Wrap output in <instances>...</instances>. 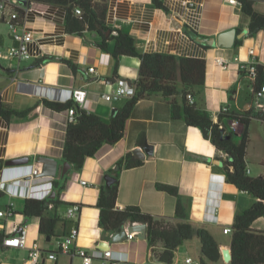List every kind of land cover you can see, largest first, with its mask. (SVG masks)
<instances>
[{"label": "crops", "instance_id": "crops-1", "mask_svg": "<svg viewBox=\"0 0 264 264\" xmlns=\"http://www.w3.org/2000/svg\"><path fill=\"white\" fill-rule=\"evenodd\" d=\"M9 1L20 4V0ZM162 2L166 8L156 7L152 0H108L107 22L112 28L132 35L140 52L206 59V83L194 92L198 103L215 122L219 120L218 111L222 106L264 115V110L256 107L252 79L248 73L240 75L236 60L237 57L240 61L256 60L264 65V29L251 35L249 16L242 12L240 5L229 0ZM255 8L264 12V0L256 2ZM0 24L8 25L1 21ZM186 25L206 38L191 37ZM24 27L34 34L28 44L31 56L26 59H0V99L17 110H27L38 101L40 103L24 117L14 116L9 122L0 116V179L2 168L10 159L27 157L28 162L38 163L39 156H47L58 160L59 173L53 178L65 188L58 196L56 194L59 203L51 204L45 212L47 216L65 219L57 223L56 236L40 234V218L33 216L26 219L23 214L24 198L16 199L18 215L30 225L32 236L40 248L45 252L56 251L58 239L78 226L80 235L74 249L81 247L90 253L103 251L100 243L110 242L112 233L100 227L99 194L110 169L127 153L142 147L137 142L142 133L146 134L147 142L154 146V151L146 155L142 166L122 171L117 207L122 209L127 205H138L145 212L173 217L176 197L159 190L156 184L161 182L177 186L186 204L189 220L198 227L207 228L219 242L221 251L222 248H231V234L225 233L224 228L232 227L236 214L249 208L255 199L252 194L228 181L225 170L227 157L222 150L205 138L199 127L188 125L184 119H172L168 100L161 95L142 99L136 104L127 121L124 136L118 142L103 145L94 156L86 159L82 169L72 167L65 176H61L67 109H51L42 100L65 103L74 100L69 97L71 90L83 88L87 90V98L81 107L109 121L113 109L124 106L129 98L111 104L102 100L101 95L113 82L110 78H122L132 83L137 81L140 59L123 56L116 71V60L110 52L99 47L101 38L97 33L86 32L81 36L66 31L65 11L58 5L32 3L25 12ZM232 28L240 33L248 29L232 47L207 42ZM14 43L8 26V32H0V48L6 49ZM250 47L255 48V56L248 53ZM45 55L57 58L38 64V60ZM218 56L226 59L229 66L223 68L217 65L215 58ZM91 66H95L96 71L88 73ZM244 89L249 92L245 101L241 102L240 95ZM228 121L225 119L222 122L228 127ZM248 169L251 174L249 165ZM46 180L42 178L40 181ZM82 180L88 184L83 185ZM7 202L8 195L0 192V207ZM73 203L81 206L77 218L67 216L68 206ZM63 205L67 208L63 209ZM260 220H256L257 229L264 227ZM130 223L124 226L127 231ZM0 232L4 235L3 225ZM193 240L196 254H192L188 245L183 243L175 252L173 264H185L187 256L200 260V239L194 237ZM109 249L115 257L125 258L128 264H165L156 261L147 238L139 233L133 239L110 242ZM28 257V248L0 247V264H31ZM75 257L80 256L58 253L57 259L46 258L40 264H64L65 258L69 259L68 264H73ZM95 259L98 258H94L93 262ZM211 264L230 262L222 257Z\"/></svg>", "mask_w": 264, "mask_h": 264}, {"label": "trees", "instance_id": "trees-1", "mask_svg": "<svg viewBox=\"0 0 264 264\" xmlns=\"http://www.w3.org/2000/svg\"><path fill=\"white\" fill-rule=\"evenodd\" d=\"M261 0H238L242 12L249 16V33L256 34L264 29V12L255 8V3ZM156 7L166 8L162 0H152ZM32 3L58 5L65 11L66 31L83 36L86 32L97 33L101 40L99 47L110 52L116 60V71L119 60L123 56L140 59L139 76L133 82L136 93L130 97L124 106L112 111L109 121L99 114L89 112L76 104L74 100L65 103L43 99L49 108L62 111L76 105V120L67 125L66 139L63 151L64 161H68L75 169H82L88 157L94 156L103 145H113L125 133L126 124L131 117L136 104L146 98L161 95L168 100L172 119H184L190 126L199 127L205 138L210 139L219 149L227 153L225 170L228 181L239 189L249 192L255 197V202L247 209L236 214L231 234L232 259L230 264H264V228L257 229L252 224L259 218H264V175L252 176L248 173L247 151L250 142V125L254 118L264 120L261 112L252 110H227L220 113L215 122L210 113L204 110L195 96L194 90L205 85L208 72V62L203 58L176 56L159 52H140L136 39L127 32L112 28L107 22L108 0H20V5L28 7ZM79 8L81 13H77ZM12 10L19 11L23 18L24 10L11 5ZM1 22H5L3 19ZM191 37L206 38L199 35L189 25L185 26ZM110 31V33H108ZM208 47V46H206ZM57 57L45 55L38 64ZM240 75L245 71H239ZM115 81L116 77L110 78ZM264 82V65L258 64L256 78L253 81L254 90ZM195 96V103H190L187 95ZM40 102L27 110H17L5 105L0 99V116L7 122L16 116L24 117ZM238 120L243 126L241 132L226 131L223 120ZM222 122V123H221ZM221 124L223 127H221ZM239 134V140H234V133ZM138 145L147 142L146 134H140ZM145 159L137 158L133 152L127 153L110 169L109 174L114 181L102 186L97 207L100 210L99 223L104 231L117 233L122 231L128 222L145 223L147 225V240L152 256L156 261L173 264L175 252L186 240L198 237L201 242V264L218 262L222 257L220 244L213 234L205 227L194 225L188 216L186 204L177 186L158 182L156 187L176 197V210L173 217L158 216L142 210L138 205L117 207L120 187V176L124 169L142 166ZM2 161H0V168ZM53 190L57 196L65 188L59 181L53 180ZM57 198V197H56ZM56 198H25L23 214L26 219L33 216L40 218V234L47 237L56 236V225L65 221L60 217H50L46 211L51 204H58ZM3 234L0 232V247Z\"/></svg>", "mask_w": 264, "mask_h": 264}, {"label": "built area", "instance_id": "built-area-1", "mask_svg": "<svg viewBox=\"0 0 264 264\" xmlns=\"http://www.w3.org/2000/svg\"><path fill=\"white\" fill-rule=\"evenodd\" d=\"M120 1V0H117ZM230 3L240 5L238 0H229ZM192 4V2H187ZM11 5L21 7L24 10L23 18L20 17L19 11L12 10ZM32 5V4H31ZM27 7L20 4H14L9 0H0V20L3 19L8 24L12 37L15 43L6 49L0 51V59H26L31 55L29 53L28 44L33 40L34 34L32 31L26 30L24 27L25 12ZM77 13H81L79 8L76 9ZM248 53L255 56V48L250 47ZM237 60L238 71H245L248 73L252 81L256 78L257 65L260 64L256 60L240 61ZM215 63L223 68L229 66V62L223 57H216ZM96 67L91 66L88 68V73L95 72ZM253 92L256 101V107L264 110V82L257 90ZM136 93V86L134 83L126 79H116L108 85L107 90L101 95V99L113 104L125 97H132ZM70 99H74L76 104L82 106L87 98V90L78 88L70 91ZM187 98L190 103H195V96L188 93ZM228 108L221 107L219 113L227 111ZM77 109L76 105L66 110L67 121L72 122L76 120ZM232 127L226 128V131L235 130L236 126L240 124L238 120H231ZM221 127L223 125L221 124ZM228 129V130H227ZM223 155L227 157V153L222 151ZM42 171V164L38 163H21L16 165H7L2 168L0 179V192L8 195V202L3 207H0V226L5 227V233L2 239V245L6 247H23L29 249L28 261L31 264H40L44 259H57L58 253L68 254L71 256L78 255L82 258L84 264H92L94 258L102 259L108 264H128L125 258L115 257L111 249L103 250L98 253H90L87 250L77 247L74 249V243L78 240L80 229L78 226L66 235L60 237L57 242V250L52 252H45L38 244V241L32 236V229L29 224L24 222V217L20 218L16 209L17 198H37L46 199L50 197L53 190L46 189V186L52 184L54 186V178L52 176H40ZM250 173V170H247ZM46 178V181H40ZM83 185H87L86 180H82ZM81 211V206L78 203H73L68 206L67 216L69 218H77ZM225 233H231L232 227L227 226L224 228ZM136 232H128V239H133ZM149 264V263H146ZM185 264H201L199 259L193 256H187Z\"/></svg>", "mask_w": 264, "mask_h": 264}, {"label": "water", "instance_id": "water-1", "mask_svg": "<svg viewBox=\"0 0 264 264\" xmlns=\"http://www.w3.org/2000/svg\"><path fill=\"white\" fill-rule=\"evenodd\" d=\"M248 29H245L243 32H238L236 28H232L230 30L221 32L218 34V36L212 37L207 40L210 44H213L216 42L219 46L223 47H232L236 40L238 38H241L246 34ZM110 33V31L108 32ZM154 151V146L152 144H149L148 142L145 143L144 146L138 147L134 149L132 152L137 158L145 159L146 155L152 154ZM29 159L27 157L17 158V159H10L6 161L7 165H16L21 163L28 162ZM38 163L42 164V171L40 173V176H52L56 177L59 173V163L58 160L52 157L47 156H39L37 158ZM72 168V164H70L68 161H64L62 169H61V176H65L68 171ZM114 176L111 174H107L105 176V180L107 184H110L114 181ZM56 192L53 191L50 195V198H55ZM128 232H136L139 233V235L143 238L147 237V225L145 223H130L128 226V231L123 228L122 231L113 233L110 237V242H119L128 239ZM110 242L109 241H102L100 243V248L103 250H107L110 248ZM222 254L223 258L226 262H230L232 259V251L231 248H222Z\"/></svg>", "mask_w": 264, "mask_h": 264}, {"label": "rangeland", "instance_id": "rangeland-1", "mask_svg": "<svg viewBox=\"0 0 264 264\" xmlns=\"http://www.w3.org/2000/svg\"><path fill=\"white\" fill-rule=\"evenodd\" d=\"M260 2V1H259ZM262 5V4H261ZM8 32V25L6 24H0V32ZM2 48V47H1ZM0 48V49H1ZM4 51V49H1ZM248 89H244L240 95V101H245V97L248 93ZM228 127L231 128V122L228 121ZM236 131L241 132L243 126L241 124H238L236 126ZM228 130V129H227ZM235 131V130H232ZM234 140H239V134L234 133ZM247 161L248 165L252 169V176H259L260 174L264 175V120H261L259 118H254L250 125V142L248 145V151H247ZM252 197L255 199V197L252 195ZM256 200V199H255ZM63 209L67 208L66 205L62 206ZM262 221V226H264V218H260ZM258 221V220H257ZM258 222H254L252 226L256 228ZM264 228V227H263ZM193 239L186 240L184 242L185 245H188V248L190 249L192 254H196V245L193 244ZM64 264L69 263V259L65 258L63 260ZM104 263L102 259H95L92 264H101ZM73 264H84L81 257H75ZM107 264V263H105Z\"/></svg>", "mask_w": 264, "mask_h": 264}, {"label": "clouds", "instance_id": "clouds-1", "mask_svg": "<svg viewBox=\"0 0 264 264\" xmlns=\"http://www.w3.org/2000/svg\"><path fill=\"white\" fill-rule=\"evenodd\" d=\"M53 187H54V186H53L52 184H49V185L46 186V189L53 190ZM53 191H54V190H53Z\"/></svg>", "mask_w": 264, "mask_h": 264}]
</instances>
